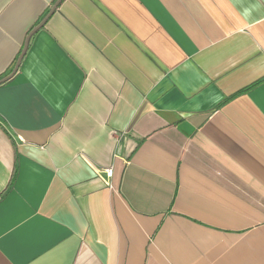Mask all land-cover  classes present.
<instances>
[{"label":"crops","instance_id":"crops-1","mask_svg":"<svg viewBox=\"0 0 264 264\" xmlns=\"http://www.w3.org/2000/svg\"><path fill=\"white\" fill-rule=\"evenodd\" d=\"M56 2L0 0V80ZM0 264H264V0H61L0 83Z\"/></svg>","mask_w":264,"mask_h":264},{"label":"water","instance_id":"water-1","mask_svg":"<svg viewBox=\"0 0 264 264\" xmlns=\"http://www.w3.org/2000/svg\"><path fill=\"white\" fill-rule=\"evenodd\" d=\"M61 0H57V2L55 3V5L53 6V8L51 9V11L48 13V15L44 18V20L36 27V28H34V30H32L31 32H30V34L27 36V38H26V40H25V44H24V48H23V50H22V52H21V54H20V56H19V58H18V60H17V63H16V65H15V67H14V69H13V71L9 74V75H7L6 77H4V78H2L1 80H0V83H3V82H5V81H7L9 78H11L16 72H17V70L19 69V66H20V63H21V60H22V58H23V55L25 54V52H26V50H27V47H28V44H29V40H30V37H31V35L33 34V32L36 30V29H38L40 26H42V24L44 23V21L47 19V17H49V15L58 7V4H59V2H60Z\"/></svg>","mask_w":264,"mask_h":264},{"label":"built area","instance_id":"built-area-1","mask_svg":"<svg viewBox=\"0 0 264 264\" xmlns=\"http://www.w3.org/2000/svg\"><path fill=\"white\" fill-rule=\"evenodd\" d=\"M106 174H107L108 177H111L112 174H113V169L112 168L107 169L106 170Z\"/></svg>","mask_w":264,"mask_h":264}]
</instances>
